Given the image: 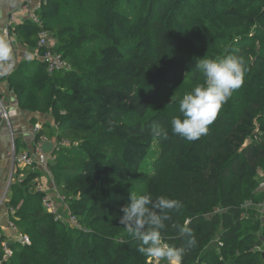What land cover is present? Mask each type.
Here are the masks:
<instances>
[{"label":"trees","instance_id":"1","mask_svg":"<svg viewBox=\"0 0 264 264\" xmlns=\"http://www.w3.org/2000/svg\"><path fill=\"white\" fill-rule=\"evenodd\" d=\"M35 12L42 25L27 19L10 30L28 46H36L38 32L47 30L56 41L52 48L71 67L49 73L41 60H22L5 79L20 107L44 108L53 116L55 142L77 143L53 149L51 179L76 219L107 221L109 229L69 231L44 208L41 172L27 165L17 170L23 179L11 183L6 206L31 242H8L12 254L0 264H153L136 251L138 242L130 235L117 237L126 229L119 224L120 209L135 194L123 173L147 163L155 139L160 162L168 157L170 163L167 184L151 180L144 194L180 202L162 236L185 247L181 264H264V214L243 206L264 199L257 189L264 170V0H47ZM198 15L216 17L222 37H231L224 54L213 59L240 55L244 77L208 133L188 141L171 132L172 119L182 118L179 101L172 111L160 92L163 80L197 81L201 75L196 67L204 53L192 52L182 31L197 26ZM192 30L187 37L207 42ZM90 48L96 51H84ZM44 94L46 105H36ZM153 123L169 133L167 139L152 135ZM185 221L197 240L193 248L178 231ZM4 240L1 231L0 257Z\"/></svg>","mask_w":264,"mask_h":264},{"label":"clouds","instance_id":"2","mask_svg":"<svg viewBox=\"0 0 264 264\" xmlns=\"http://www.w3.org/2000/svg\"><path fill=\"white\" fill-rule=\"evenodd\" d=\"M12 49L6 40L0 39V64L11 67ZM196 69L203 74L204 83L185 93L179 100L180 117L171 121V132L188 141H196L209 131V125L217 118L223 105L233 92L243 84L244 59L237 54L224 58L202 59ZM152 135L167 139L169 133L158 124L151 126ZM181 204L176 199L157 196L150 193L130 194L129 202L120 211L119 224L138 242L137 252L152 258L159 264H181L185 247H175L164 241L162 231L169 213L178 210ZM178 226L179 233L186 238V246H197V240L186 225Z\"/></svg>","mask_w":264,"mask_h":264},{"label":"crops","instance_id":"3","mask_svg":"<svg viewBox=\"0 0 264 264\" xmlns=\"http://www.w3.org/2000/svg\"><path fill=\"white\" fill-rule=\"evenodd\" d=\"M40 4L41 0H0V39L6 40L9 43L13 53V60L16 61L15 68L22 60H36L33 58L35 46H28L25 42H22L10 29L29 19L30 15L36 11ZM51 42H56L52 36ZM6 72V65L0 64V98L7 110L11 112L9 124L0 120V229H2V233H5L9 242H12L17 240L18 234L14 233L13 229L8 228L11 219L9 220L8 218L10 215L8 214L6 200L10 196L11 183L19 181L20 178L23 179V174L18 173L17 170H22L25 167V165H16L15 174L12 173L13 178L10 179L12 177L10 158L12 139L17 145L18 153L28 151L35 154L37 144L41 143L39 145L41 148V145L45 142L55 143L54 135L56 127L54 118L50 113L41 110L25 109L19 106L16 95L9 88L5 79ZM35 125H39L40 129L43 128L45 131L41 135L45 138L43 142L40 141L41 136L36 140V137L33 135L32 130ZM51 128L54 129L53 132ZM47 129L51 130L49 132L51 134L47 133ZM52 152L53 148L44 153L46 157H49ZM39 170L41 172L37 178L39 189L48 194L51 191H57L51 179L50 170L46 171L40 168ZM4 191L8 192H6L3 198Z\"/></svg>","mask_w":264,"mask_h":264},{"label":"rangeland","instance_id":"4","mask_svg":"<svg viewBox=\"0 0 264 264\" xmlns=\"http://www.w3.org/2000/svg\"><path fill=\"white\" fill-rule=\"evenodd\" d=\"M130 15V17H135L134 13L131 14V12L128 13ZM202 15H198L197 17L199 18L197 20V26L190 28L189 26L186 27V30L182 29L183 32H185L186 34H188L192 29L193 32H197V34L199 35H205L207 38V42L205 41H194L192 39V37H187V35L184 33L183 37H184V43L186 44V46L189 48H192V52L194 51H201L203 52V58L204 59H213L212 55H217V57L221 54H224L225 49L228 47V40L231 38H227L224 39V37H222V30L219 28V26H216L215 24H219L216 20V17H213L212 20L209 19H205L204 17H201ZM205 20H207V22H205ZM221 21L224 23V25H226L227 29L230 28L233 32H236L233 28V26L230 25V22L227 18H221ZM128 29V28H127ZM207 30V31H206ZM207 32V33H205ZM120 35L123 37L124 33L120 32ZM235 35V34H234ZM234 35H232V37H234ZM259 43H261V41L259 40ZM215 47V48H212ZM94 48V47H93ZM93 48H90L88 50H84L85 52H90V51H96ZM84 51L82 53H84ZM138 59L141 58V56H137ZM166 78V77H165ZM164 78V79H165ZM164 82V80H163ZM162 82L161 85V92H160V99H162L163 101H165L166 103H168L169 106H171V110L175 111V106L173 105L175 100L179 101L182 96L187 93L190 92L192 89H194L197 86H200L204 83V77L203 74L201 73L199 79L197 81H194L193 78H184L182 79V81H177V80H165L166 83H169L170 86H173L172 88H165L164 83ZM165 83V84H166ZM45 96L41 95V98H37V103L36 105H41L45 106L47 103V95L44 94ZM157 105H161L160 102L157 103ZM39 108V107H38ZM47 108V107H46ZM44 109V108H43ZM43 109H40L41 111H45ZM52 132H53V128H51ZM51 130L47 129V133L51 134L49 132H51ZM161 150V144L158 141V139H155L154 142L152 143L151 146V153L148 155V161L147 163H143V165H141V167H139L137 170H126L123 173V177H122V181L125 184H128L132 190L135 192L136 195H141L144 194V191L147 187V184L151 181V180H157L160 181L161 184H167V171L169 168V164L166 159L168 157H162V162H160L161 160H159V157L157 156L158 153ZM11 158V155H10ZM49 165V168L51 167V164H53V160L52 158H48L47 159ZM22 179V178H20ZM258 186L257 189H259L260 191H264V170L260 169L259 170V176H258ZM6 192L8 191H4L3 193V198L6 195ZM47 193V192H46ZM50 194H48L51 198L52 201L58 205V217H59V221H62V225H64L66 228L69 229V231H75L80 233V234H84V235H89L90 233H92V231L95 232H99V233H105L107 232V230L109 229V223L107 221H103V222H98V223H92V224H88L87 222L84 221H80L77 218L76 223H70L68 221V216H69V212L71 213L70 207L68 205V203L62 199V197L58 194L57 191H51L49 192ZM60 197V198H59ZM264 200V199H263ZM259 202L258 204H255L254 206L256 208H258L260 210L261 214H264V205L261 204L262 201ZM7 209V208H6ZM223 209H216L215 212H222ZM12 213V212H11ZM8 214H10L8 212ZM11 215V214H10ZM9 220L11 219L10 216L8 217ZM11 221V220H10ZM8 222V221H7ZM11 223H13V221H11ZM10 224V223H9ZM8 228L10 229V227L8 226ZM220 228V227H219ZM12 229V228H11ZM2 229H0V233H1ZM13 231H15L14 233L18 234L17 240L19 241L20 236L22 235L17 228L15 227L13 229ZM8 232V231H7ZM129 234L127 233V230L124 229L123 232H121L117 238L119 237H126ZM28 236V235H27ZM29 237V236H28ZM218 236L214 238V242H217V246L221 245L220 242L218 241ZM15 241V240H14ZM9 240L6 236V240H4L1 243V257H0V263L1 261H7L9 260L10 256H7L6 259H3V255H4V246L8 245ZM13 242V241H12ZM31 242V239H30ZM22 244V243H21ZM148 261H152L153 264H157V261L153 260L152 258L149 257ZM159 264H167L166 261H160Z\"/></svg>","mask_w":264,"mask_h":264},{"label":"built area","instance_id":"5","mask_svg":"<svg viewBox=\"0 0 264 264\" xmlns=\"http://www.w3.org/2000/svg\"><path fill=\"white\" fill-rule=\"evenodd\" d=\"M46 1L47 0H41V3L46 2ZM39 7H40V5L38 6L37 9H39ZM29 19L37 25H42V21H41L40 17L36 14V12H33V14L30 15ZM53 45H54V42L53 43L51 42L50 33L47 30L41 29L38 32V41H37V44L35 46V50L33 52V58L41 60L46 65L47 71L49 73L69 69L71 67V64L62 56L61 53L57 52L55 49L52 48ZM10 64H11V67H8L5 64L6 68H7L6 74L11 72L13 69H15L16 61L12 59ZM10 114H11V112H9L7 110L6 106L4 105V103L2 102V100L0 98V120H1V122H7L9 124ZM9 127H10V125H9ZM39 130H40V126L35 125V127L32 130L33 135L35 136ZM44 140H45V138L43 136H41L40 141L43 142ZM40 144H37V146L35 148V150H36L35 154H32L28 151L18 153L16 151L15 142L12 139L11 149H10L11 175H12V173L15 174L16 165H25V166L28 165V166H30V168L32 170H35L36 168L44 169L46 171L49 170V163H48L47 159L50 157L53 160L54 155H53V153H50V156L46 157L45 153L42 152L41 148L39 147ZM70 145H77V143L76 142L71 143L69 140H61V141L55 142L53 144V149L55 147H58V146L67 147ZM12 178H13V175H12V177H10V179H12ZM20 181H21V179H19V182ZM42 203H43V206L46 209V211L51 213L54 216L55 220H58L59 219V217L57 215L58 205H56L52 201V198L48 194H46L43 197ZM261 204L264 205V200L262 201ZM254 205L255 204H253L251 201H245L243 203L244 207H249V206H254ZM10 210L13 211L12 208H10ZM68 221L70 223H76L77 219H76L75 215H73V213L69 212ZM9 227L14 229L15 225L13 223H10ZM19 241L22 244H29L30 238L26 234H23L20 236ZM220 244H222V243H220ZM11 254H12V250L10 249V247L8 245H5L4 246L3 259H6V257L10 256Z\"/></svg>","mask_w":264,"mask_h":264},{"label":"water","instance_id":"6","mask_svg":"<svg viewBox=\"0 0 264 264\" xmlns=\"http://www.w3.org/2000/svg\"><path fill=\"white\" fill-rule=\"evenodd\" d=\"M52 148H53V144H52V142H49V141L45 142L41 145V149L43 152H47V151L51 150Z\"/></svg>","mask_w":264,"mask_h":264}]
</instances>
